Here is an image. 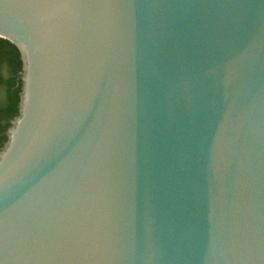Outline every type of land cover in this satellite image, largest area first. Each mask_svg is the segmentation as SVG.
Listing matches in <instances>:
<instances>
[{
	"label": "water",
	"instance_id": "water-1",
	"mask_svg": "<svg viewBox=\"0 0 264 264\" xmlns=\"http://www.w3.org/2000/svg\"><path fill=\"white\" fill-rule=\"evenodd\" d=\"M0 38V264H264V0H0Z\"/></svg>",
	"mask_w": 264,
	"mask_h": 264
},
{
	"label": "trees",
	"instance_id": "trees-1",
	"mask_svg": "<svg viewBox=\"0 0 264 264\" xmlns=\"http://www.w3.org/2000/svg\"><path fill=\"white\" fill-rule=\"evenodd\" d=\"M22 61L17 47L0 38V150L7 141V129L18 114Z\"/></svg>",
	"mask_w": 264,
	"mask_h": 264
},
{
	"label": "rangeland",
	"instance_id": "rangeland-1",
	"mask_svg": "<svg viewBox=\"0 0 264 264\" xmlns=\"http://www.w3.org/2000/svg\"><path fill=\"white\" fill-rule=\"evenodd\" d=\"M1 96H2V94H1V92H0V98H1Z\"/></svg>",
	"mask_w": 264,
	"mask_h": 264
}]
</instances>
